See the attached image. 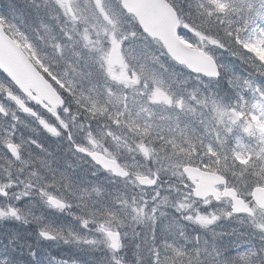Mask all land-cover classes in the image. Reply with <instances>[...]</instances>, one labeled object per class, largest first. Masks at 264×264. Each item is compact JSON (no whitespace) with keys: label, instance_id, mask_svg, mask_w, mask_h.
<instances>
[{"label":"rangeland","instance_id":"1","mask_svg":"<svg viewBox=\"0 0 264 264\" xmlns=\"http://www.w3.org/2000/svg\"><path fill=\"white\" fill-rule=\"evenodd\" d=\"M101 2L103 12L97 7V0H69L71 9L75 13L73 18L57 3V0H0V24L9 31L12 39L22 47L42 74L50 79L56 90L66 95L71 104L77 102L81 106L79 114L82 116L71 112L68 108L58 110L57 126L62 127L61 121H63L76 145L117 160L124 170L132 174V178L126 181H118L106 176L104 194H111L109 190L126 193L118 194L121 198H126L116 204V209L109 203L104 208L101 218L87 220L86 224L85 221L76 224L68 220L57 230L56 237L64 241L66 235L71 240L75 239L78 246H90L92 251H98L99 254L103 252L100 251L103 247L105 255L112 264H192V260L182 263L180 257L174 254L162 255L161 253H167L168 250L157 251L150 244L151 241L148 245L132 246V259L126 262L125 253L114 255L105 234L99 230V225L104 224L110 231L120 234V252L126 251L124 244L127 241L130 243L137 241L141 244L145 239L137 236L138 233L146 231L148 227H153L160 221L167 222L163 229L167 238H176L179 234L184 236L188 229L183 226L178 230L172 224V218L169 217L170 208L165 203L166 199L161 198L164 191L174 189L171 184L177 182L179 186L175 188L174 193L177 211L173 210L172 215L175 220L181 221L182 225L192 224L196 227L199 224L194 222L195 217L197 213L203 212L205 214L201 215L209 217L214 215L217 219L207 227H202L199 233H205V229L215 231V225H218L216 228L220 229L219 225L238 227L241 224V221L228 220L229 201H223L217 206H213L210 200L201 206L196 203L189 189L184 186L186 180L181 173L182 166L165 163L156 151L138 141L137 137L139 138L140 135L135 130L129 129L127 125L129 121H134L142 130L150 125L156 127V125L167 123L168 127L174 130L180 129L182 132L191 128L199 141L211 145L222 155L231 157L232 151L235 150L247 153L252 160H257V153L264 155L261 153L264 144L261 143L260 132V126H264V86L250 79H226L227 82H231L222 90L213 81L190 75L183 68L175 65L160 45L155 42L149 43L141 32L138 33L137 25L123 12L119 0H101ZM19 5L24 6L25 10L36 19L35 24L27 22L24 15L16 11L15 8ZM104 12L114 23H109L104 18ZM262 33H264V19L250 40L251 47L264 54V34ZM85 35L88 36L87 41L84 39ZM113 39L122 45L119 50L122 62L112 66V71L116 76L123 73L128 81L136 79V85L126 86L123 79H113L108 75L107 66L101 57L111 51ZM128 40H133L134 45L126 47ZM182 41L190 45L186 39ZM197 48L203 49L217 61L220 68L224 67L226 73L231 74V67L223 62L218 51L215 52L217 45L213 41L206 40ZM164 57L167 59L165 60ZM156 88H160L171 100L168 105L154 102L152 94ZM216 89L222 91V95L217 96ZM5 93L20 96L6 77L0 75V117H3L0 121L5 123V117L11 118L13 123V130L5 133L4 138L5 152L3 154L8 159L6 151L8 143L19 145L18 152H21L22 144L16 140L18 137L14 129L27 122L21 118L11 102L5 99ZM93 104L97 108H103L104 112L95 111ZM218 110H223L225 114L219 115ZM38 115L40 117L41 113ZM49 119L53 117L50 116ZM37 120L39 118L34 120L35 123ZM249 126H251L250 131H244ZM90 136L96 142L95 147L88 143ZM52 138L55 139V137ZM219 140H223L224 143L221 145ZM140 144L151 149L147 158L138 147ZM226 145L227 148H223ZM218 147H222V151ZM68 150L71 152L70 149ZM18 157L14 161L19 162L20 171H23L29 160L20 154ZM72 157L75 165L86 166L85 161L74 156L73 153ZM201 159L205 162L209 160L206 155ZM9 161L12 160L8 159V167L12 164ZM229 161L236 162L231 158ZM3 163L5 165V162ZM11 171V168L6 170L5 177L0 180V188L3 191L14 189L8 199L0 201V213H3L0 215V220L26 221L39 211L60 213L52 209L46 200L43 202L31 194L35 192L41 195V191L36 192L37 188L32 185L30 178L26 179V182L15 180L11 177ZM137 173L143 176L156 173L161 178L172 177L175 182L165 183L167 185L165 189L159 184L154 190L148 192L136 184L134 177ZM93 176H96L94 171ZM251 178L258 179L253 174ZM236 179L241 177L237 176ZM45 187L47 191L45 189L42 191L48 192L51 189L50 186L45 185ZM237 190L242 198L249 199L246 186L242 191ZM83 192L86 195L97 193L95 189L87 185ZM181 203L190 207L179 208ZM66 205L71 211L72 206ZM78 207L85 209L88 205L84 206L83 202L79 201ZM10 209L16 211L17 215L9 217ZM134 209L144 210L142 219L137 216ZM150 216L153 219L150 220L148 218ZM39 217L44 221L42 214ZM73 219L78 220L75 215ZM254 221L258 224L255 226L264 233V212L257 213ZM41 230L47 231L44 227ZM191 230L196 231L193 228ZM92 236L93 239H91ZM96 237L97 241L94 240ZM192 248L198 259L207 249L202 242L198 247L192 245ZM140 256L147 258L145 263L139 261ZM49 264L66 263L53 261Z\"/></svg>","mask_w":264,"mask_h":264},{"label":"trees","instance_id":"2","mask_svg":"<svg viewBox=\"0 0 264 264\" xmlns=\"http://www.w3.org/2000/svg\"><path fill=\"white\" fill-rule=\"evenodd\" d=\"M167 1L174 7L181 19L180 36L193 47L202 46V42L206 40L213 41L217 45L215 52L218 51L223 62L231 67V74L226 73L224 67L221 68V78L213 81L215 84L224 90V87L231 82H227L226 79H250L260 84V86H264V54L258 49V51L253 49L250 45L253 33L264 19V0H222L227 5L223 12L217 11L211 0ZM20 12H22V9H20ZM24 12L29 15L28 11ZM137 31L140 33L138 28ZM6 32L10 35L9 31L6 30ZM147 41L154 43L148 39ZM48 80L50 81V79ZM215 93L218 96L222 95V91L217 89ZM61 95L65 97L63 93ZM65 102L66 107L71 112L80 113L81 106L77 102L71 104L66 97ZM20 116L27 123L17 126L14 130L18 137L16 140L22 144L19 154L23 158H28V165L23 171H20L19 162H15V159L8 155V159L12 160L9 161L12 162V167L10 165L8 167V159L3 154L5 152L3 146L5 133L13 130V123L11 118L4 117L6 119L5 123L0 121V180L5 177L6 170L11 168L12 178L23 182L30 178L32 185L37 188L36 192L45 189V185L50 186L51 189L48 192L72 206V210L65 209L60 213H41L39 211L30 216L28 220L19 222L0 220V264H49L53 261L65 262L66 264H112L108 256L105 255L103 247L100 249L103 252L99 254L98 251H92L90 246H78L75 239L71 240L66 235L64 236L65 240L61 241L56 237V234L60 226H64L68 220L80 224L83 221L101 218L105 211L104 208L109 203L113 204L116 209V204L124 201L126 197L121 198L115 192L108 195L104 194L106 191L104 174L99 175V172L94 170V166L88 159L75 155L72 146L66 139L63 141L62 150L58 149L53 142V138L45 135L33 119ZM1 118L3 117H0V120ZM145 129L148 134L146 136L140 135L141 138L139 136L137 140L156 151L165 163L179 166L189 165L207 171L205 165L209 163V160L205 162L201 159L205 155L203 152H205L204 146L206 143L199 141L191 129L182 132L180 129L174 130V128L168 127L166 123L156 125V127L150 125V127L143 128L141 131ZM169 140H174L175 144L185 150L188 149L186 141L190 140L195 145L191 159H185L184 154L178 148L174 149L172 144L168 143ZM225 147L227 148V145L223 148ZM68 149L73 152L74 156L85 161L86 166L77 164L76 166L72 161V153ZM218 149L222 151V147H218ZM181 161H183V164H181ZM3 162H5V165ZM222 164L227 167V171L220 174L227 179L232 187L240 191L243 190L244 186L248 191V188L258 180L251 178L250 168L247 172H241V165L237 162L231 163L228 159L222 161ZM233 165H235L234 168ZM93 171L96 172L95 177ZM237 176L241 179L237 180ZM170 182L173 183L175 180L172 177H164L161 178L160 185L165 189L167 186L165 183ZM85 183L88 187L95 189L97 193L86 195L83 192L86 188ZM178 184V182L171 184L174 189L165 190L161 198L166 199L165 203L170 208L169 217L172 218L171 222L178 230L183 226H189L187 232L185 231L184 236L179 234L176 238H167L163 233L164 224L167 225L166 220H164L153 227H148V231H140L137 236L145 240L141 244L136 241L134 245L144 246L151 241L150 244L157 251L168 250L167 253H161L162 255H172L173 252L169 249L170 247H166V245H170L172 248L184 253L180 257L182 263L192 260V264H264V233L256 227L258 224L254 223V219L229 217L230 222L241 221L240 226L219 225L220 229H218L216 228L218 225H215V231L205 229V233H199L201 228L198 225L195 227L196 231L193 232L191 230L192 225H182L181 221L175 220L172 211L176 210L174 193L175 188L179 186ZM185 184H187V181H185ZM13 190H7L9 196L13 193ZM45 190L47 191V189ZM31 194L45 202V197L35 192ZM2 200L0 197V201ZM79 201H82L84 206L88 205V207L85 209L79 208ZM213 206L216 205L213 204ZM124 208L127 207L124 206ZM40 214L44 216V221L39 217ZM201 214H205V212ZM73 215L78 220H74ZM42 227L56 239L54 241H43L39 236ZM91 239H93V236ZM94 240L97 241V237ZM201 242L205 244L207 249L204 253H201V257L198 259L195 257V250H193L192 245L198 247ZM127 244L126 246H131ZM131 251L132 248H130V254ZM130 259L126 257L125 260L128 262ZM145 260H147L146 257L140 256V262L145 263Z\"/></svg>","mask_w":264,"mask_h":264},{"label":"water","instance_id":"3","mask_svg":"<svg viewBox=\"0 0 264 264\" xmlns=\"http://www.w3.org/2000/svg\"><path fill=\"white\" fill-rule=\"evenodd\" d=\"M120 2L125 12L129 15H132L136 19L141 31L148 38L157 41L164 49L167 56L175 64L184 67L191 74L199 75L207 79H219L220 77L219 68L215 60L209 55H207L204 51L193 49L187 46L186 44H184V42L181 40L178 34L179 28L181 26L179 17L176 11L174 10V8L166 0H120ZM121 62L122 59L120 57L119 62H115L113 63V65H119L121 64ZM213 71H215L216 74L209 75V73ZM0 72L3 73L11 81V83L18 89V91L23 96H25L32 103L40 106L44 110L47 109L56 110L57 108H62L64 106V101L60 96V94L40 74V72L36 69L33 63L27 58L21 47L6 34L4 29L1 27V25H0ZM7 99L12 101L14 105L21 111L22 114L36 118L35 112L32 109H29L24 104V102L15 95L11 93H7ZM155 100L159 101L160 99H155ZM25 107L29 109L28 112L24 111ZM76 152L88 157L94 165H96L105 172L112 173L114 177L120 179H126L129 177V173L127 171H126L128 173L127 176L125 177L118 176L114 174L111 170H106L105 168H103L100 164H98L86 153H81L78 151ZM97 154L102 155L100 153ZM201 172L206 173L201 169L189 167V166H186L182 169V173L184 174L188 182H190V184L193 185L192 194L195 197V199L205 201L206 199L211 197L214 199L215 202H219L221 199H229L231 201V213L233 215H246L248 217H253L242 212L233 213L232 212L233 199L230 197L222 196L219 200H217L211 193H209V195H207L206 197L197 196L196 195L197 184L201 183L202 179H206V177H201L200 175ZM147 178L153 181V183L140 184L137 180L136 182L141 188H145V189L155 188L158 181V176L154 175L152 179L150 177ZM214 186L217 192L225 191L224 184L217 183ZM205 187L206 184H202L201 190H204ZM218 187H223L224 189L222 191H219L217 189ZM0 196L3 198H7L8 193L0 189ZM53 209L59 210L57 208H53ZM10 216L13 215L10 214ZM51 237L52 238L50 239H45L44 237L41 236V238L45 241L54 240V237L53 236ZM118 238H119V234H118ZM117 251L118 250L114 252Z\"/></svg>","mask_w":264,"mask_h":264},{"label":"snow or ice","instance_id":"4","mask_svg":"<svg viewBox=\"0 0 264 264\" xmlns=\"http://www.w3.org/2000/svg\"><path fill=\"white\" fill-rule=\"evenodd\" d=\"M57 3L62 8L66 9V11L69 15H72L73 18H75V13L71 9L69 0H57ZM211 3H213L215 5L216 10L219 12H223L225 10V8L227 7V5L222 2V0H211ZM97 7L101 10V12H103V5H102L101 0H97ZM103 14H104V18L109 23H114V21H112L111 18H109L107 16L106 12H104ZM262 34H264V33H262ZM84 39H85V41H87L88 36L85 35ZM25 47H27V45H25ZM121 47H122V45L113 39L111 51L102 55L101 58L103 59L104 64L107 66V71H108L109 76H111L113 79H123L126 83V86L128 84H135L136 83L135 79L128 81L127 77L123 76V73H121L120 76H116L112 71L113 63L119 62V60H120L119 50ZM215 74H216L215 71L209 73V75H215ZM0 75H3V74L0 73ZM152 96H153V99H164L165 101H167V99H168L167 96L163 93V91L160 88H156L154 90ZM93 109L95 111H99L101 113L104 112L103 108H97L95 104H93ZM24 111L28 112L29 109L25 107ZM218 111H219V115H221V116H223L225 114L223 112V110H218ZM233 115H235V114H233ZM57 116H59V113H57ZM40 123L52 137H58L62 134V132L64 134L67 131V125L63 124V121H61L62 127H57L55 125H49L44 120H41ZM127 127H129V129L135 130L141 136H146L148 134L146 129L144 131H141L136 126L134 121H129ZM250 128H251V126H249L248 128H245L244 131L248 132V131H250ZM260 132L262 134L261 143L264 144V126H260ZM69 138H71V137H69ZM218 142L221 145L224 143L223 140H219ZM88 143L92 144L93 147H95L96 142L91 138V136L89 137ZM168 143H171L174 149L178 148L179 151L184 154L185 159H187V160L191 159L192 154H193V150L195 149V145L190 140L186 141V143L188 144L187 150L180 148L179 145L175 144L174 140H169ZM138 147L143 152L145 158H147L151 152V149L145 147L143 144L138 145ZM7 149L12 156L19 158L18 157L19 145H16L14 143H8ZM76 151L81 152V153H86L93 160H95L98 164H100L103 168H105L106 170H111L114 174H116L118 176L125 177L128 175V173L125 170L121 169L114 160L107 159L105 156L99 155L95 152H89L85 147L80 146V145H76ZM204 151H205V155L209 159V163L207 165H205V167L207 168V172L206 173H204V172L200 173L201 177H206V179H202L201 183L197 184V186H196L197 187V191H196L197 196L206 197L207 195H209V193H211L215 197V199H217V200H219L222 196L230 197L233 199V207H232L233 213H241L242 212V213H246L250 216H254L257 209L264 210V155L257 153L256 154L257 160H252L251 156H249L247 153L236 152L235 150H233L231 157H229L227 155H222L221 152L217 151L211 145H205ZM261 153H264V148H261ZM229 158H231L232 160L236 161L237 163H239L241 165V172H247L248 169L251 168L252 174L255 175L256 177H258V180L248 188L249 200H244V199L239 198L238 192L234 188L229 189L227 187L226 180L220 174L222 172L227 171V167H225L222 164V161H226ZM202 163H203V161H202ZM181 164H183V161H181ZM232 167L234 168L235 165H233ZM136 180L140 184H151V183H153V181H151L150 179H148L147 177H145L139 173L136 174ZM217 183L224 184L225 185V191L217 192V190L214 186ZM202 184H206V187L204 190H201ZM41 196L45 197L46 203L50 207L57 208V209H63L64 207L67 206L62 200L51 195L48 192L41 191ZM250 202H251V204H250ZM187 207H190V206L185 205L183 203H181L179 205V208H187ZM134 211H136L137 216L139 218H141V219L143 218V216H144V210L143 209H134ZM10 214L13 216H16L15 211H12L11 209H10ZM0 215H3V213H0ZM17 218H19V217H17ZM148 218L150 220L153 219V217H151V216ZM189 219H192V218L189 217ZM216 219H217V217L214 215L209 217V216L201 215V214L197 213L194 222L198 223L202 227H207L208 225L212 224ZM84 223L86 224L87 221H85ZM99 230L106 235L107 240L109 241V247L111 249L116 251L121 247V244H120V241L118 238V234H115L112 231H110L107 227H105L104 224L99 225ZM40 235L42 237H44L45 239L52 238L50 236V234L44 230L40 231ZM166 247H171V246L166 245ZM171 251L173 252V254L176 257H182L184 255V253L182 251H179L175 248H172ZM157 255H158V253H157ZM241 259H243V257H241Z\"/></svg>","mask_w":264,"mask_h":264},{"label":"clouds","instance_id":"5","mask_svg":"<svg viewBox=\"0 0 264 264\" xmlns=\"http://www.w3.org/2000/svg\"><path fill=\"white\" fill-rule=\"evenodd\" d=\"M134 45V41L133 40H128L126 42V47H131ZM5 99H7V94L5 93ZM62 107V106H61ZM58 110H55V109H47L46 112L44 114H41L40 117H39V120L36 121L37 125L40 127V130L45 134V135H48L50 137H52L47 131L46 129L41 125L40 121L41 120H44L46 121L49 125H55L57 126V120H58V117L56 115ZM53 117V119H49V117ZM58 127V126H57ZM63 132L60 136H63ZM58 136V137H60Z\"/></svg>","mask_w":264,"mask_h":264},{"label":"flooded vegetation","instance_id":"6","mask_svg":"<svg viewBox=\"0 0 264 264\" xmlns=\"http://www.w3.org/2000/svg\"><path fill=\"white\" fill-rule=\"evenodd\" d=\"M135 85H136V83H135ZM69 137H71V138H69ZM65 139L70 143V145H72L74 143L73 137H72L71 132H70L69 129H67V131L64 133L63 136L55 137V139L53 140V142H54V144L56 145V147L58 149H61L62 150V144H63V141Z\"/></svg>","mask_w":264,"mask_h":264},{"label":"bare ground","instance_id":"7","mask_svg":"<svg viewBox=\"0 0 264 264\" xmlns=\"http://www.w3.org/2000/svg\"><path fill=\"white\" fill-rule=\"evenodd\" d=\"M22 238V237H21ZM37 240V239H36Z\"/></svg>","mask_w":264,"mask_h":264}]
</instances>
